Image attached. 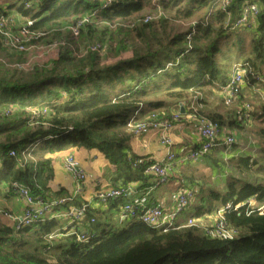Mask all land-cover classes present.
Instances as JSON below:
<instances>
[{
  "label": "trees",
  "instance_id": "trees-1",
  "mask_svg": "<svg viewBox=\"0 0 264 264\" xmlns=\"http://www.w3.org/2000/svg\"><path fill=\"white\" fill-rule=\"evenodd\" d=\"M151 1L111 0L104 8L105 0H12L10 8L21 18L34 20V30L60 29L96 10L108 24L103 34L112 35L108 42L98 41L105 45L102 51L81 56L65 47L55 60L28 72L0 61V109L11 104L41 109L31 118L26 111L8 116L0 110V187L17 193L15 185L20 184L34 198H51L48 186L54 172L49 155L76 147L97 150L111 159L110 148L129 138L126 124L137 111L163 108L172 104L169 100L185 105L197 98L200 103L202 94L225 86L230 78L223 79L224 46L238 55L248 54L242 61L252 73L247 79L264 74V0H232L226 8L220 0H160L154 6L163 9L164 16L139 22L144 18L139 14ZM246 4H255L259 10L257 27L249 31L250 41L244 37L248 31L232 30ZM4 14L8 13L0 8V16ZM199 14L187 31H171L170 21H189ZM97 27L88 25L81 42L88 41ZM105 53L112 54L115 62L108 64ZM5 54L0 39V59ZM168 63L172 67L167 68ZM209 119L222 130L223 115ZM257 120L261 126L255 137L264 142V106ZM12 151L16 156L10 155ZM263 153L264 147L256 155ZM253 158L237 159L223 194L209 190L206 197L202 186L197 192V197L203 196L200 209L211 210L206 206L211 201L223 206L243 205L253 198L263 202L264 172L254 171L258 163ZM214 162L215 166L220 163ZM141 170L139 180L148 184L155 178L144 174V166ZM255 173L259 177L250 180ZM125 202L121 198L104 203L110 212L89 207L76 233L64 230L60 217L20 230L0 219V264H264V214L248 216L246 206L232 210L226 219L237 237L220 240L197 227L161 232L136 218L123 220L124 214L115 217L114 211ZM69 208L67 204L56 212ZM83 233L91 235L89 242L77 240Z\"/></svg>",
  "mask_w": 264,
  "mask_h": 264
},
{
  "label": "built area",
  "instance_id": "built-area-1",
  "mask_svg": "<svg viewBox=\"0 0 264 264\" xmlns=\"http://www.w3.org/2000/svg\"><path fill=\"white\" fill-rule=\"evenodd\" d=\"M221 7L226 8L232 0H220ZM111 0H105L104 8L110 6ZM157 12L144 16L139 22L149 23L160 19L164 16L162 9L158 8ZM258 7L255 4H246L243 7L242 16L238 19L232 27L236 31H251L257 27L256 17L258 15ZM98 11H92L77 20L72 25L65 26L63 29L73 37H80L82 31L88 25L104 24L98 16ZM21 20V21H19ZM18 22V27L16 24ZM35 21L29 18H18L8 13L0 16V39L4 46L13 48L22 53L27 50L26 46L30 45L33 41L38 40L47 35L50 31L34 30L32 29ZM195 22L193 23V25ZM13 27H17L18 31L14 32ZM105 45L102 43H93L87 45L86 48L80 49L81 56H85L89 52L102 51ZM172 67V63L167 64V68ZM251 71L247 69L246 63H236L233 66L232 75L228 83L221 88L224 92L225 104L231 105L241 93V89L245 84L247 76ZM182 104V103H181ZM181 104L177 106L174 113H169L165 108L144 110L143 108L135 113V115L127 122L126 132L129 135L145 136L150 132H157L160 136L161 145L166 149V159L164 163H153L144 166L145 175H155L158 178L159 185L167 182L169 171L175 164L195 163L207 155H209L217 144V140L222 132L217 124L208 123L200 129V135L204 140L201 147L192 151L189 154L179 156L173 150L172 131L177 124L182 123L184 120H195L198 114L197 100L190 101L184 105L185 113H181ZM251 107L245 105L240 112L237 119L245 122L251 119ZM236 144L233 137H227L224 141L226 149H231ZM11 156H16L12 151ZM234 158V157H233ZM233 158H230L231 160ZM138 162H136L137 164ZM135 164V166H136ZM64 169L71 174L77 182V190L70 197H51L49 199L34 198L29 189L25 186L16 184L15 189L17 194L22 198L25 203L24 210L21 215H13L5 213L14 222L17 230L29 227L33 224L45 221L48 217H64L69 219L68 231L76 233V227L86 219V213L90 205L85 203L80 207H75L73 204L76 198L82 192L83 184L87 180V174L82 169L80 162L73 154H68L64 160ZM133 190L131 187H119L112 189L100 190L96 193V200L99 203H107L109 200L128 199L132 195ZM195 194L191 190L180 191L177 196V208L172 211H166L158 206H148L144 198L128 201L123 207L124 217H131L140 220L147 227L158 230L161 232H168L170 230L179 229L183 227H197L200 228L208 236L220 240H234L238 232L231 228L227 222L226 214L234 211H239L242 207L246 206L245 213L249 216L253 213L264 214V201H257L255 198L250 199L243 205L233 206L228 203L216 210L214 214V222L210 225H205L203 221H196L193 218L188 219L187 223L180 225L178 218L182 212L190 205L194 199ZM70 205L67 212L58 213L65 205ZM91 239L89 233L79 234L77 240L79 242L87 243Z\"/></svg>",
  "mask_w": 264,
  "mask_h": 264
},
{
  "label": "crops",
  "instance_id": "crops-1",
  "mask_svg": "<svg viewBox=\"0 0 264 264\" xmlns=\"http://www.w3.org/2000/svg\"><path fill=\"white\" fill-rule=\"evenodd\" d=\"M7 13L18 16L17 12L15 11H9ZM228 60L229 59L227 58V60L223 61V79H229L232 75L234 64L244 61V58H241L237 61L230 60L228 62ZM255 75L256 77L253 75V80L246 78L239 97L235 99L233 104L228 106L225 104L227 107L224 105V92L220 91L219 88L210 90L211 94L215 91L218 95V98H223V109L220 107L218 101L215 100V97L210 95L207 97L205 95L206 99L203 101V104L201 103L202 107L198 109L200 116L195 120H184L182 123L177 124L173 129L171 135L173 141L172 150L177 155L182 156L199 149L204 141L200 135V129L204 125L210 123V115L219 114L223 115L224 119V125L222 127L223 131L221 132L217 140V144L212 152L199 161L206 163V166L208 167H213L214 170L215 162L211 159L216 154L214 151H225L223 156L228 155L229 158L234 157L233 159L239 158V155L235 150L236 144L231 149H226L224 146V141L227 137L234 138L233 134L227 133L225 128L236 127V124L238 123H242L244 125L243 130L245 132V136H247L249 140L252 141L250 146L251 148L253 147L252 154L255 156V154L259 153L264 142L262 143V141L257 140V138L253 135H255L257 128L261 126L257 118L261 115V109L264 106V74L258 75L256 73ZM207 98L209 100H207ZM177 104L180 105L181 103L177 102ZM177 104L172 103L163 108L167 109L169 113H174L177 110ZM245 105H250L251 107V119L249 121L242 122L239 121L237 117L239 116L238 113L240 114ZM234 122H236V124H233ZM250 132L252 133L251 135ZM166 153V149L161 145L159 133L155 131L150 132L145 136L129 135L127 140L110 148V154L112 156L111 159L107 158L103 153L97 150L68 147L64 151L55 152L48 156L51 159L52 169L54 172V177L49 182L48 187L52 191V197L56 198L70 197L75 193L77 190V182L74 177L64 169L65 158L68 154H73L80 162L82 169L87 174V180L83 184L82 192L79 194L75 202L79 206H75V204H73L75 207H80L82 204L87 203L92 209L104 208L102 212H110V207L107 205L102 207L99 205V202H96V193L104 189L131 187L133 193L130 198L126 200L125 204L128 201L144 198L147 201V205L150 207L158 206L162 208L164 207L167 210H174L177 208V198L175 196L173 201L170 202V195L171 192L175 191V186H170L167 187V189L163 188L161 190L158 187L159 184L156 186L154 183L156 180H158L155 175V178H152L148 184L142 180H139L138 178L141 175V168L143 166L153 163H164L166 159ZM216 156L218 155L216 154ZM134 160H138V168H135L136 166L133 164L135 163ZM193 165L194 163L192 162L183 165L175 164L169 171L168 181H178L180 184L177 188L179 189V192L183 191L184 189H192V192L196 193L194 198H196L197 192L202 190V186V188L207 190L205 194L206 197L208 195V191L211 190V188L215 189L216 191H219L220 188L222 191L219 192L223 194L225 188H223V186L225 185L222 183L218 184L217 187L219 188H217L211 184L212 181L210 180V176H212L213 180V174H217L218 171L209 175H206V173L204 174L203 171L194 173L192 170ZM201 175H204V179L201 177ZM205 179H207L208 183L204 182ZM200 197H197V202L195 204V206H197L195 216H201L202 219L200 221L205 222V225H210L214 222V214L216 211L214 213H210L211 210L209 209H200V206H202V200ZM214 202L216 201H211L210 203H207L206 206L213 209ZM24 207L25 203L17 193H12L8 189L0 187L1 209H4L6 212L14 215H21ZM114 213L115 217L122 216L124 214L123 207L118 206ZM0 218L3 224L14 227L15 224L9 217ZM60 219L62 218L60 217ZM122 219L124 220L126 217L122 216ZM178 221L180 225L187 223L180 220L179 218Z\"/></svg>",
  "mask_w": 264,
  "mask_h": 264
},
{
  "label": "rangeland",
  "instance_id": "rangeland-1",
  "mask_svg": "<svg viewBox=\"0 0 264 264\" xmlns=\"http://www.w3.org/2000/svg\"><path fill=\"white\" fill-rule=\"evenodd\" d=\"M157 1H160V0L151 1V4L148 6V8L146 10H144L142 13L139 14V17L146 16V15L157 12L156 11L157 6L156 7L154 6V5H156V3H158ZM11 2H12V0H0V8L4 12L15 11L16 9L13 10L10 8ZM162 12H164L163 9H162ZM165 12H167V13H165L167 15V17L171 18L172 15L170 14V12L169 11H165ZM201 15L200 14L197 15L192 20H189V21H180V20L170 21V26H171L170 29H171V31L173 30L174 32H176V31H181V32L187 31L192 26V24L194 22H196V20L199 17H201ZM17 17H20V16L15 15V19H17ZM15 25H17V27H18L17 21H16ZM96 26H98L97 29H95L96 31H94L90 36H88V37H90L88 39V41H85L83 43L81 42V36L75 38L72 35H70L69 33L65 32L63 29H60L59 31L58 30L50 31L47 33L46 36H44L38 40L33 41L30 45L26 46L27 50L25 52H22V53L18 52L17 50H15L13 48L5 46L6 47V54L0 59V61H2L4 63V65L8 68L15 69L18 71L28 72V71L36 68V67H42V66L48 64L49 62H51L52 60H55L59 54V51L65 47L71 48L75 51V53L80 54V51H81L80 49L86 48L88 43H93V42H98V41L100 42L101 40H103L104 42H105V40L107 42L109 41L112 33H107L106 35L103 34L106 26H104V24H98ZM17 27H13L12 31L17 32L18 31ZM245 32H246V30L241 31V33H245ZM251 35L252 34L247 32L246 34H244V37L247 38L248 41H250ZM232 39H233V37H232ZM246 44H248V42ZM222 53L223 54H221V58H220V60L222 62V66H223V61L227 60V58L229 59L228 60V62H229L230 60H232V61L236 60L237 61L241 58L242 59L244 58V60H246L248 57V54L238 55V54L234 53L233 51H229L226 49L225 46L222 49ZM106 54L107 53H105L104 57L107 56ZM124 56H126V55H124ZM107 57L109 59H105V58L104 59L107 60L108 64H112L115 62V58L113 57L112 54H109ZM220 91H221V89H220ZM205 95L207 97L209 95L215 97V100L218 101L220 107L223 109V98L222 97L218 98L217 97L218 95L216 94L215 91L212 92V94H211L210 90H209V92H207V94H204V95L202 94L200 96V99H202V102L199 101L200 103H198V106H197L198 109H200L202 107L203 101H205V99H206ZM157 97L161 98L162 95H159ZM196 99L193 98V99H191V101L196 100ZM207 100H209V99L207 98ZM169 102L177 104L178 101H176V100L170 101L169 100ZM204 103H206V102H204ZM224 105H225V103H224ZM2 109L4 110L5 114H7L8 116H12L13 114H16V112L26 111V113L29 115L30 118L36 117L41 112V109H37L34 107H24V106H20L17 104H11L9 106H6V108H1L0 110H2ZM27 114H26V117L28 116ZM2 121H4V120H2ZM10 121H12V120H10ZM243 127H244V125L242 123H238V124H236V127H226L225 130L227 131V133L233 134V136L236 140L235 150L238 153L239 157H242V156L246 157L247 155L254 156V154H252L253 147L252 148L250 147L252 144V141H250L249 138L247 136H245V132L243 130ZM251 134L252 133L250 132V135ZM253 136H255V135H253ZM263 147H264V144L262 145L261 148H263ZM214 153H216L218 156H216V154H215L214 157L211 159L213 161H216V160L220 161L219 164H216L214 170H213V167H210V166L208 167V166H206L207 165L206 163H204V162L202 163L201 161L194 163L192 170L194 171V173L199 172V171H203V173L204 174L206 173V175H209L211 173L213 174V172L215 173L218 171L217 174L216 173L213 174L214 175L213 180H212V176H210V180L212 181L211 184L217 187L218 184L222 183L223 185H225V186H223V188H224L228 184L227 180L231 181V178H232L231 173L235 174V172H233L234 169L232 168V166L236 164V161L238 158L236 160L235 159L231 160L228 157V155L223 156L224 151L222 152V151L218 150V151H214ZM263 154H262V156L255 154V156L253 158V161H256L258 163L257 166H255L254 171L259 170L258 172L259 173L261 172V174L264 172V155ZM27 159H30V156H27L26 160ZM218 161H217V163H218ZM203 165H205V166H203ZM235 176H238V173ZM201 177L203 178L204 175H201ZM253 177L258 178L259 177L258 173H255L252 175V177H248V178L250 180H253ZM204 182L208 183L207 179H205ZM154 183L156 184V186H158V184H159L158 180H156ZM242 184L240 186H242ZM179 185L180 184L178 183V181L177 182L168 181L166 184L159 185L158 187L162 190L163 188L167 189V187L175 186V191L171 192V195H170L171 196L170 202H172L174 197L176 196V198H177V196H178V193H179L178 190L179 189H177V188ZM217 188H219V187H217ZM211 190L216 191L213 188H211ZM219 191H222V189L219 188ZM76 200H77V198H76ZM196 202H197V196H196V198H194L192 200V202L190 203L188 208H186L185 211L181 213V215L179 216L180 220L187 222V220L189 218H193L196 221H200L202 219L201 216H199V217L195 216V211L197 208V206H195ZM92 203H93V201H92ZM101 206L105 207L106 205L103 204ZM220 208H223V204L220 201H216L213 203V209H211L210 213H214L217 209H220ZM103 209L104 208H101V211ZM163 209L166 211H172V209L167 210L164 207H163ZM5 213H9V212H6V210L0 208V217L8 218V216ZM61 218H62L61 221L65 220V221L61 222V226H63L64 230H68L69 229V227H68L69 219L67 220L64 217H61ZM202 223L205 224V222H202Z\"/></svg>",
  "mask_w": 264,
  "mask_h": 264
},
{
  "label": "water",
  "instance_id": "water-1",
  "mask_svg": "<svg viewBox=\"0 0 264 264\" xmlns=\"http://www.w3.org/2000/svg\"><path fill=\"white\" fill-rule=\"evenodd\" d=\"M181 113L184 114L185 113V108H184V105L181 104Z\"/></svg>",
  "mask_w": 264,
  "mask_h": 264
}]
</instances>
